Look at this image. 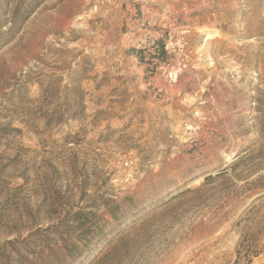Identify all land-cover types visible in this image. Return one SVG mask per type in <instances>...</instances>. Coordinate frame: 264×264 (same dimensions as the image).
I'll list each match as a JSON object with an SVG mask.
<instances>
[{"label": "rangeland", "instance_id": "obj_1", "mask_svg": "<svg viewBox=\"0 0 264 264\" xmlns=\"http://www.w3.org/2000/svg\"><path fill=\"white\" fill-rule=\"evenodd\" d=\"M238 250L264 264V0H0V264Z\"/></svg>", "mask_w": 264, "mask_h": 264}, {"label": "trees", "instance_id": "obj_2", "mask_svg": "<svg viewBox=\"0 0 264 264\" xmlns=\"http://www.w3.org/2000/svg\"><path fill=\"white\" fill-rule=\"evenodd\" d=\"M160 52H161V54L162 55H165V49H164V45L163 44H161V46H160ZM241 246H243V243H240L239 245H238V247H240L241 248ZM240 250H238V257H237V260H236V264L239 262V260H240ZM252 262V258H249L248 260H247V263L248 264H250Z\"/></svg>", "mask_w": 264, "mask_h": 264}]
</instances>
